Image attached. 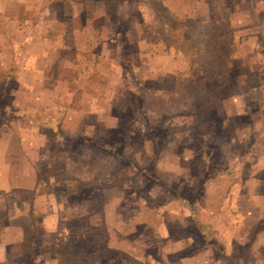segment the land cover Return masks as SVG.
<instances>
[{"label": "rangeland", "instance_id": "1", "mask_svg": "<svg viewBox=\"0 0 264 264\" xmlns=\"http://www.w3.org/2000/svg\"><path fill=\"white\" fill-rule=\"evenodd\" d=\"M0 264H264V0H0Z\"/></svg>", "mask_w": 264, "mask_h": 264}, {"label": "trees", "instance_id": "2", "mask_svg": "<svg viewBox=\"0 0 264 264\" xmlns=\"http://www.w3.org/2000/svg\"><path fill=\"white\" fill-rule=\"evenodd\" d=\"M216 22L215 21H213V20H210L209 22H207L205 25H204V23L202 24L203 26L202 27H206V29L205 30H207V29H212V28H214V24H215ZM224 23V22H223ZM199 26H201V25H199ZM215 30V29H214ZM208 30V32H210L209 34L212 36V38H211V40H209V39H207L206 41L207 42H209V41H211V43L213 44V47L214 48H222L221 46H215L214 44H215V42H216V40H218V37L220 38L221 37V35L219 34V32H220V29H218V30ZM199 34H198V36H197V39H195V40H193V42H198L199 41ZM213 52H216V50L215 51H213ZM213 63H219V62H213ZM220 65L221 64H225V61H223V62H221V63H219Z\"/></svg>", "mask_w": 264, "mask_h": 264}, {"label": "crops", "instance_id": "3", "mask_svg": "<svg viewBox=\"0 0 264 264\" xmlns=\"http://www.w3.org/2000/svg\"><path fill=\"white\" fill-rule=\"evenodd\" d=\"M1 189H3V188H1ZM4 244V243H3Z\"/></svg>", "mask_w": 264, "mask_h": 264}]
</instances>
